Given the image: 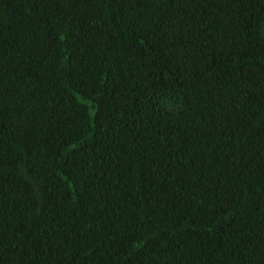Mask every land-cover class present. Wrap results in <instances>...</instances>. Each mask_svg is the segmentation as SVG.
Masks as SVG:
<instances>
[{"label": "trees", "instance_id": "obj_1", "mask_svg": "<svg viewBox=\"0 0 264 264\" xmlns=\"http://www.w3.org/2000/svg\"><path fill=\"white\" fill-rule=\"evenodd\" d=\"M0 264H264V0H0Z\"/></svg>", "mask_w": 264, "mask_h": 264}]
</instances>
